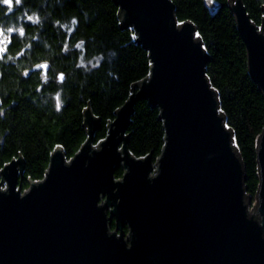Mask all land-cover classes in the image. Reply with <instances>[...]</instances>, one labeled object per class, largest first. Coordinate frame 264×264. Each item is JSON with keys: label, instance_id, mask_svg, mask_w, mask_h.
Returning a JSON list of instances; mask_svg holds the SVG:
<instances>
[{"label": "water", "instance_id": "obj_1", "mask_svg": "<svg viewBox=\"0 0 264 264\" xmlns=\"http://www.w3.org/2000/svg\"><path fill=\"white\" fill-rule=\"evenodd\" d=\"M112 1L121 28L148 53L150 73L96 145L100 120L86 108L85 143L70 160L56 146L41 181L21 191L22 157L0 170V264H264V128L248 214L243 165L206 77L209 58L196 28L177 21L170 0ZM228 6L264 99V17L257 27L241 0ZM48 70L42 62L24 76L45 78ZM138 101L156 108L163 124L155 162L128 150Z\"/></svg>", "mask_w": 264, "mask_h": 264}, {"label": "trees", "instance_id": "obj_2", "mask_svg": "<svg viewBox=\"0 0 264 264\" xmlns=\"http://www.w3.org/2000/svg\"><path fill=\"white\" fill-rule=\"evenodd\" d=\"M170 1L177 21L194 25L209 58L206 77L240 156L246 196L255 200L264 99L248 75L229 0ZM241 1L250 21L260 27L264 0ZM0 37V170L22 157L23 192L29 182L44 178L56 146L70 160L85 143L86 108L100 120L93 144L103 140L108 123L134 86L148 77L151 64L134 32L121 28L112 0H0ZM42 62L49 64L45 78L40 72L24 76ZM127 135L132 156L151 154L155 162L165 137L159 111L138 101ZM122 174L119 169L115 178Z\"/></svg>", "mask_w": 264, "mask_h": 264}, {"label": "rangeland", "instance_id": "obj_3", "mask_svg": "<svg viewBox=\"0 0 264 264\" xmlns=\"http://www.w3.org/2000/svg\"><path fill=\"white\" fill-rule=\"evenodd\" d=\"M2 44H3V39H2V37H0V50H1ZM2 188H3V190H4V189H5V186H3ZM254 202H256V201L253 200V199H250V198H249V200H248V204H247L248 214H250V211H251V209L253 208V204H254Z\"/></svg>", "mask_w": 264, "mask_h": 264}]
</instances>
